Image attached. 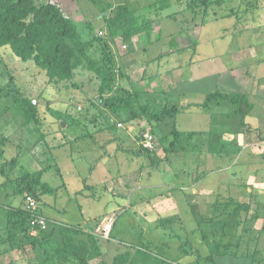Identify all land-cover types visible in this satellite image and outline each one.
I'll return each instance as SVG.
<instances>
[{"label": "rangeland", "instance_id": "rangeland-1", "mask_svg": "<svg viewBox=\"0 0 264 264\" xmlns=\"http://www.w3.org/2000/svg\"><path fill=\"white\" fill-rule=\"evenodd\" d=\"M58 1L62 10L77 23L84 39L101 38L109 43L113 52V66L119 76L113 87L115 90L121 85L129 88L140 105L149 101L154 106L153 111H168L170 106H179L184 95L197 97L201 88L209 92L217 89L239 95L241 98L237 102H225L224 108L232 112L244 111L250 101L253 104L264 102V97L259 98L260 101L256 97L263 93H259L258 84L253 92L255 97L250 98L242 90L247 85H255V81L264 82V0H223L221 4L213 2L208 7L200 8H190L188 0H172L174 4L165 10L160 8L163 0ZM125 2L135 5L139 9V17L143 22H150L153 29L149 35L143 32L130 43L117 37L110 38L104 19L111 15V8ZM105 6L106 12L103 11ZM102 49L104 47L96 49L94 56L99 57ZM183 72L185 78L191 77L192 80L182 82ZM61 83L52 85L32 61H22L8 47L0 46V148L3 151L0 153V166L5 171L9 170L10 176V179H6L0 172V182H3L0 185V203L6 205H0V264L11 261L17 264H41V250L32 247L26 233L19 232L12 225L16 216L10 214L9 223L8 214L10 205L16 208L26 206L24 194L17 191L20 185L34 177L53 188V193L45 195L43 203L40 201L39 207L43 205L46 214H55L70 224H80L97 237L101 258L93 260L92 264L100 260L110 263L116 254L124 252L130 253L129 264H264L263 203H250L247 213L242 212L240 217L229 219L221 215L217 221L209 218L200 220L202 215L195 214L188 204L179 201L180 191L176 187L166 188L162 185V180H179L173 178L171 172L163 173L160 170L170 165L179 175L175 167H180V164L174 160L171 163V156L180 148L169 155L164 150L173 137L171 119L160 123L146 118H143L144 122L134 120L137 142L142 132L151 131L156 136L157 145L152 153L134 150L128 142L120 145L123 148L121 152L117 151L120 158L110 156L109 160L105 153L102 154V145L105 144L102 138L97 139L92 134V138L78 139L80 144L68 146L67 149H73L75 159L81 155L78 161L67 159V156L54 157L59 149L43 153L44 149L40 146L46 147L50 140L38 129L42 128V121L46 119L57 117V129L61 128L60 121L67 118L80 122L77 131L83 137L85 127L93 130L100 125L117 127V122L124 121L126 117L109 109L104 102L109 94H99L100 82L93 72L79 68L73 80ZM25 99H33L37 105L39 114L37 110L36 118L28 119L26 116ZM235 114L234 121L239 125L245 117L242 112ZM261 116H264V106ZM174 117V126L178 130L183 118L201 130L208 126V116L199 110L198 113L189 110L181 116L177 112ZM103 119H107L108 123ZM131 122L123 124L129 125ZM261 129L264 130V122L260 123ZM262 133L257 143L264 149V131ZM181 136L184 142L183 133ZM204 136L205 132L198 133L197 138ZM58 137L57 141L64 138L61 135V138ZM192 147L191 155H195L194 149L198 150L193 144ZM239 157L236 151L233 159ZM103 159H107L106 168L103 167ZM85 161L89 162L84 164ZM94 161L96 167H93ZM242 161L241 157V164ZM136 163L140 167L142 165L141 169L133 165ZM189 163H184L186 168L191 166ZM90 165L93 170L88 168ZM118 167L122 168L119 172L116 171ZM129 167L131 169L127 171ZM210 167L214 165H204L203 170ZM88 170L93 172L92 177H87ZM93 175L102 176L104 181L91 186ZM148 175L151 176L150 180ZM148 183H159L161 186L144 188ZM139 184L141 188L137 191L132 189ZM176 204L180 210L179 217H176L177 213L169 214L171 216L162 213L163 207ZM55 206L59 211H52L51 207ZM206 213L203 215L209 216L211 211ZM239 218L242 220L237 224ZM106 220H113L109 238L103 236ZM221 221L228 222L225 225L227 232L222 239ZM252 227L253 232L248 231ZM10 233H16L13 242L8 239ZM27 233L32 237L38 236V233L31 234V227ZM230 239L231 243H237L234 252L238 257L220 256L215 263L207 260L208 255L215 251V244L227 243ZM255 249L256 259L260 257L262 260L255 261L249 256Z\"/></svg>", "mask_w": 264, "mask_h": 264}, {"label": "trees", "instance_id": "trees-1", "mask_svg": "<svg viewBox=\"0 0 264 264\" xmlns=\"http://www.w3.org/2000/svg\"><path fill=\"white\" fill-rule=\"evenodd\" d=\"M176 1L180 2L182 0ZM188 2L190 8H196V6L200 8V6L208 7L213 2L221 4L223 0H188ZM173 4L172 0H163L160 3V8L165 10ZM107 6L110 7L109 4ZM107 6L103 8L104 12H106ZM111 9V15L104 17L105 27L110 38L117 37L126 43H130L139 34L145 32L149 35L152 32V24L142 21L138 15L139 9L135 5L125 2ZM95 43L96 49L104 47L99 57L94 56L96 49L92 50ZM0 46L8 47L13 55L22 61H32L45 74L52 85H60L61 82L73 80L75 72L79 68L93 72L100 82L99 94L101 96L109 94L104 99L109 109L115 114L126 116L124 121H121L122 123L140 118L158 123L171 119L173 127L171 134L173 137L169 139V144L164 150L169 155L179 148L182 149L181 132L174 126L173 122L175 114L179 111V106H170L168 111L161 109L163 111L159 113V110L153 111L154 106L149 101L140 105L129 88L121 85L115 90L113 86L118 75L113 66V52L109 48V43L102 41L101 38L84 39L78 30L77 23L62 10L61 3L58 0H0ZM240 98L239 95L215 91L207 94L201 108L207 107L213 101L230 100L235 103ZM24 104L28 119L30 117L36 118L38 107L34 100L25 99ZM248 106H252L251 103H248ZM3 140L5 142L4 138ZM140 150L143 153H152L139 147ZM1 152H3L2 148H0ZM0 172L6 179H10L9 170L5 171L0 166ZM17 193L33 195L40 205L41 194L53 193V188L48 183L34 177L26 184L20 185ZM0 205L6 206L5 203H0ZM10 206L9 223H11L10 214L16 216L15 224L12 223V225L19 232L26 233L27 241L32 247H38L41 250L43 255L41 264H92L93 260L101 258L102 251L97 237L80 225L62 222L52 224L51 222L52 225L47 230L41 231L38 236L32 237L27 233L31 219L36 214L45 216L41 213L40 207L36 211H31L26 206H17V208L12 207L14 205ZM247 208H249L248 203H241L220 194L214 204L216 214L209 220L217 221V219H221V215H226L229 219L230 217H240L242 212L247 213ZM45 217L49 222L54 221L47 216ZM241 220L239 218L237 224H240ZM226 224L228 222L221 221V239L227 232L225 229ZM244 228L247 229L246 226ZM253 230L252 227L248 231L253 232ZM15 234L10 233L8 239L11 242L15 239ZM255 238L258 239V237ZM215 245V251L208 255L207 260L210 262L215 263L216 258L220 256L238 257L234 252L237 243H231V239L227 243L223 242ZM253 251L249 256L255 261L262 260L260 257L256 259L258 257L256 256L257 249ZM129 260L130 253L124 252L116 254L110 263L100 260L97 264H129ZM8 264L17 263L11 261Z\"/></svg>", "mask_w": 264, "mask_h": 264}, {"label": "crops", "instance_id": "crops-1", "mask_svg": "<svg viewBox=\"0 0 264 264\" xmlns=\"http://www.w3.org/2000/svg\"><path fill=\"white\" fill-rule=\"evenodd\" d=\"M181 77L182 82L192 80L191 77L188 79L185 78L184 72L183 76L181 74ZM256 84H258L257 89L259 93L263 92L262 94L256 96L260 101V99L264 97V82L255 81V85H247V87L242 90L243 92H246L250 98L251 96L255 97L253 92H255ZM215 91L220 90L215 89L209 92L208 90L201 88V92H197V97L190 98L184 95L181 98L178 111L179 115L181 116L183 113L188 112L189 110H194L196 113H198L199 110L203 112V114H206V116H208V126H206L204 130H201L197 126H191L185 118L180 119L181 128L179 130L185 136V143L183 142L182 149H180L176 153H173L171 156V163L174 160L175 162L180 164V167L178 165L175 167L176 170H178L179 175H177L173 171V169H171L170 165L167 166L168 168L164 167L160 169L163 170V173H166L168 171L171 172L173 178L176 177L179 179L178 181L170 180L167 182L162 180V185L166 188L170 186L176 187V189L180 191L178 192L179 201L182 200V203H184L185 205L188 204V208L193 210L195 214L199 216L202 215V217L199 218L200 220H202L203 218H212L214 216L213 213L215 209H213V204L217 202V198L218 196H220V194L222 196H225L226 198L231 197L241 203L264 204V149L260 148L257 143V141L261 140V137L263 136V133L261 134V131H264L263 129L260 130V123L264 122V116H261L264 102L261 101L258 104H253L254 102L250 101L251 103L253 102L251 104L252 106H247L246 104L244 111L235 110L232 112L229 110V108L225 109L224 106H226V101H213L207 107L201 108L204 95ZM220 92L232 94L228 91ZM238 112H242L245 117L244 121H242L239 125H237L234 121V117H236L235 113ZM54 118L56 119H53V117H51V119L49 120L46 119V121H42V128L38 129V131H42L44 134L48 135L50 140V143L47 142L46 147L40 146L44 149L43 153H45L47 150L53 151L55 149H59V153L55 154L54 157L63 158L64 156H67V159L78 161L81 155H77L75 159V157L73 156V149H67L68 146H70L71 144L78 145L80 144L77 141L78 139L80 141V139L82 138L89 139L92 138V136L97 139L102 138L103 142L105 143L102 145L104 148V152L102 154L105 153V156L109 160L110 156L113 158H117L118 156L120 158V154L117 151L121 152V149L123 150V148H121L120 146L121 144L129 142L134 150H139V142H137L136 139V121L129 123V125H125L122 123L120 127H101L100 125L99 128L101 129L95 127L94 130L91 127H85L86 130L83 132L82 137L77 131V129L81 126L80 122L78 123L77 121H72L71 119L67 118L64 121H60L61 128L57 129V117ZM103 120L106 124L108 123L107 119ZM42 122L40 121V124ZM139 122H144L143 118H140ZM118 123L119 122H117V124ZM203 132H205V136L202 139L197 138L198 133ZM60 135L62 137L64 136V138L57 141L56 138L58 136V138H61ZM192 144L193 146H196L198 150L197 152L196 149H194L195 155H191V150L193 148ZM108 149L109 151H107ZM236 151L240 154V157L234 160L233 156ZM241 157L243 158L242 164ZM83 160H85V158ZM103 161L105 163L103 167L106 168L107 159H103ZM186 161H190L189 165L191 166L188 168H186V164H184ZM88 162L89 161H85L84 164H87ZM119 162H121V159L119 160ZM145 162L146 158L144 160V164ZM96 164L97 163L95 162L93 167H96ZM212 164L214 165V167L206 168V170H203L204 165L209 166ZM133 165H136V167L140 169L142 167V165L141 167L138 166V163ZM91 166L92 165H90L88 168H92L93 170V167ZM130 169L131 167H129L127 171H129ZM120 170H122V168L118 167L116 171L119 172ZM92 173L93 172H90V170H88L87 177H92ZM199 173L202 174L199 175ZM241 173L244 174L241 175ZM219 175L220 178L218 179L217 176ZM93 177L94 180L93 183L90 184L91 186L102 183V181H104L102 176L93 175ZM148 177V180H150L151 176L148 175ZM2 183L3 182H0V185ZM84 185H86V183ZM157 186L160 187L161 184L148 183L144 188L152 189L157 188ZM138 188H141L140 184L136 187H133L132 189L137 191ZM47 194L48 193L41 194V203H43L42 198ZM177 203L180 204V202ZM42 207L43 205L40 206L41 213L48 218L58 223H68L61 220L59 217L57 218L55 214H46L43 211ZM51 208L54 212L59 211L57 206ZM178 208L179 207L177 204L173 205V207L172 205H170L169 207L165 206L162 209V213H165L168 216H171L169 214L177 213L178 216L176 217H179L180 210H178ZM185 209L186 207L183 208V210ZM62 211H65V209H63ZM207 211H211L210 215H203Z\"/></svg>", "mask_w": 264, "mask_h": 264}, {"label": "built area", "instance_id": "built-area-1", "mask_svg": "<svg viewBox=\"0 0 264 264\" xmlns=\"http://www.w3.org/2000/svg\"><path fill=\"white\" fill-rule=\"evenodd\" d=\"M100 34L102 32L100 31ZM126 46V45H125ZM122 123H118L117 126H121ZM139 146L147 151H154L157 145V138L151 131L142 132L141 138L139 139ZM24 200L26 207L31 211H36L39 208L37 199L31 194H24ZM52 224L57 223L56 221H48L45 216L36 214L30 221L31 234L36 235L41 231L47 230ZM113 220H106L103 225V236L109 238L113 226Z\"/></svg>", "mask_w": 264, "mask_h": 264}]
</instances>
